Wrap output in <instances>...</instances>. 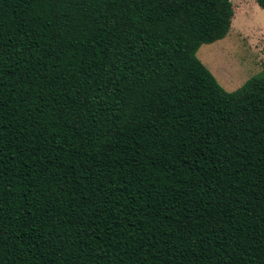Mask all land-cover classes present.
I'll list each match as a JSON object with an SVG mask.
<instances>
[{
  "label": "trees",
  "instance_id": "16d2710c",
  "mask_svg": "<svg viewBox=\"0 0 264 264\" xmlns=\"http://www.w3.org/2000/svg\"><path fill=\"white\" fill-rule=\"evenodd\" d=\"M233 15L0 0V264H264V65L196 55Z\"/></svg>",
  "mask_w": 264,
  "mask_h": 264
},
{
  "label": "rangeland",
  "instance_id": "374dc122",
  "mask_svg": "<svg viewBox=\"0 0 264 264\" xmlns=\"http://www.w3.org/2000/svg\"><path fill=\"white\" fill-rule=\"evenodd\" d=\"M231 1L234 16L227 35L196 52L227 91L240 87L264 65V8L255 0Z\"/></svg>",
  "mask_w": 264,
  "mask_h": 264
},
{
  "label": "crops",
  "instance_id": "0c3cea01",
  "mask_svg": "<svg viewBox=\"0 0 264 264\" xmlns=\"http://www.w3.org/2000/svg\"><path fill=\"white\" fill-rule=\"evenodd\" d=\"M234 16V15H233Z\"/></svg>",
  "mask_w": 264,
  "mask_h": 264
}]
</instances>
